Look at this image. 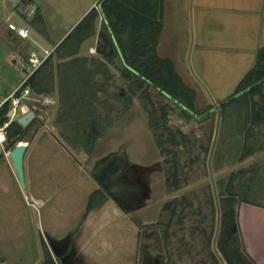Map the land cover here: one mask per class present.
Returning <instances> with one entry per match:
<instances>
[{"label":"rangeland","instance_id":"obj_1","mask_svg":"<svg viewBox=\"0 0 264 264\" xmlns=\"http://www.w3.org/2000/svg\"><path fill=\"white\" fill-rule=\"evenodd\" d=\"M98 1L0 0V100L23 82L29 71L24 69V65L28 63L30 51L39 53V46H56L86 11L93 6L99 7ZM175 11L172 9L171 15L179 19ZM37 17L44 21L42 25L32 23ZM9 22L27 25L30 36L16 37L8 29ZM165 22L163 18V28ZM182 25L181 21L174 19L167 31L162 32V28L157 52L171 59L168 54L173 50L172 61L178 64L177 71L184 76V69L180 65V47L184 37L170 33L180 31ZM102 31L99 18L95 34L83 43L80 55L97 54V45L103 40L105 44L106 37ZM169 36L173 43H170ZM103 52L98 56H103ZM108 66L112 73L108 94H100L102 99L110 103L109 111H106L107 125L101 128V135L90 152L69 145L63 136V120L67 115L58 109L57 91L45 96L35 95L32 91L24 105L20 106L17 116L24 114L25 107L27 111L37 114L36 119L27 125L29 128L22 141L29 143L32 149L47 135L53 143L51 149L71 157L84 173L92 170L104 176L107 187L112 190L113 199L129 209L130 231L125 251H129L131 257L136 256L145 245L152 253L161 250L189 252L187 256L181 255L179 264H188L189 258L193 264H213L212 255L221 259L216 249L221 192H234L235 183L241 200L237 204L238 214L240 203L252 202L264 206V127L254 126L247 137L246 130L250 123L245 102L248 97L239 96L222 105L230 96L215 98L197 82L186 83L197 93L195 105L191 109L195 112L193 114L153 87L148 88L149 98L145 96L142 87L137 90V95L132 96L131 101L125 103L123 99L129 90L121 74L122 65L115 60L114 63H108ZM96 78L103 80L101 75ZM84 102L85 110L99 113L97 110L101 106L97 103ZM162 108L167 110L166 125L178 141L175 146L165 141L167 133L162 127L158 131L162 132L161 140L164 142L159 146L151 126L153 109L159 113ZM85 110L80 113L85 115ZM77 113L74 111V118L65 122L71 123L69 127L72 125L74 132L77 131ZM174 165L178 167V186L175 188L170 184L169 188V182L173 181L170 173ZM238 182H241V186H238ZM74 184L69 188L73 190ZM173 199H177L179 205L176 216L170 217L162 208L165 202ZM160 219L164 222L168 219L173 221L168 227L170 238L166 245H159L156 241L165 226L159 227ZM155 228L157 231L153 234ZM150 235L152 238H149ZM241 237L239 234L236 236L240 248ZM117 248L115 246L113 252L120 251ZM132 261V258L126 260L128 264H132Z\"/></svg>","mask_w":264,"mask_h":264},{"label":"crops","instance_id":"obj_2","mask_svg":"<svg viewBox=\"0 0 264 264\" xmlns=\"http://www.w3.org/2000/svg\"><path fill=\"white\" fill-rule=\"evenodd\" d=\"M164 11L162 32L174 19L183 24L170 32L184 37L180 65L187 79L177 71L183 81L197 82L215 98L229 97L264 45V0H165ZM24 143L22 186L10 158L16 145L0 140V264H45L42 239L55 264H128L129 209L101 188L92 170L84 173L71 157L51 149L47 135L36 148ZM238 222L247 253L264 264V206L240 203ZM115 246L120 251L113 252Z\"/></svg>","mask_w":264,"mask_h":264},{"label":"trees","instance_id":"obj_3","mask_svg":"<svg viewBox=\"0 0 264 264\" xmlns=\"http://www.w3.org/2000/svg\"><path fill=\"white\" fill-rule=\"evenodd\" d=\"M98 6V8L93 6L80 19L56 44L54 51L43 65L23 84V87L29 86L35 95L45 96L57 91L58 109L60 113L67 115L63 120V136L68 143L82 145L78 148L88 152L100 137L101 128L107 125L106 111H109L110 103L107 99H102L100 94H108L109 78L112 77L108 63L118 60L122 65L121 74L129 90V94L123 99L125 103L131 101L132 96L137 95V90L142 87L145 96H150L148 88L153 87L193 114L195 112L191 109L195 105L197 95L196 90L188 86L178 74L172 59L162 57L157 52L159 35L163 28L164 0H99ZM99 18L103 27L101 33L105 35L110 50L104 53L100 50V45H97V54L80 55L83 43L95 34ZM32 23L42 25L44 21L37 17ZM101 52L103 56H98ZM97 75L103 76V80H98ZM243 95L248 97L245 105L250 123L246 130L249 137V132L254 126L264 127V45L258 50L253 67L239 81L229 97L233 98L229 101ZM116 98L121 99L118 96ZM84 101H93L101 106L100 111L97 110L99 113L93 114L90 109L85 110ZM227 102L223 101L222 105ZM83 110L86 112L85 115L80 113L84 112ZM74 111H78L75 118L77 128L75 132L72 125L69 127L71 123H65L66 120L74 118ZM104 111L106 114H103ZM9 112L10 101H6L0 107V125L9 121ZM166 113L167 110L164 108L159 113L153 109L150 123L159 146L164 142L161 140L162 132L158 131L160 127L167 133L165 141L175 146L178 141L166 125ZM35 115L37 117V114ZM28 128L23 127L17 120L9 123L6 134L11 140L10 147L23 140ZM172 170L170 174L173 181L169 182L168 186L171 187L172 184L176 188L178 167L174 165ZM240 172L242 173L243 170ZM238 186H241V182H238ZM97 195L98 192L90 197V204ZM239 196L235 183L234 192H221L217 245L227 264H257L246 252L242 237L241 248L236 239L238 234L241 236L237 210V204L241 201ZM41 245L43 262L55 264L44 239L41 240Z\"/></svg>","mask_w":264,"mask_h":264},{"label":"flooded vegetation","instance_id":"obj_4","mask_svg":"<svg viewBox=\"0 0 264 264\" xmlns=\"http://www.w3.org/2000/svg\"><path fill=\"white\" fill-rule=\"evenodd\" d=\"M103 42H104V40H103ZM103 42L100 43V50H103V49L110 50V46L108 45L106 38H105V44H103ZM96 52H97V50H96ZM93 175L95 176V179L99 183L101 188L104 189L108 194L111 195L112 190H109V188L107 187L105 180H104V176L101 175L100 173H96V172H94ZM178 205H179L178 200L173 199L169 202H165L162 209H163V211L168 212L169 216L172 217V216H176ZM162 221H163L162 219L159 220V222H158L159 227H161L163 225H165V226L162 228V231L159 230L162 232V234L157 236L156 241L159 245H161V243H163L162 245H166L168 243L169 238H170L168 236V227L171 226L173 221H172V219H168L167 222H164V221L162 222ZM219 227H220V223H219ZM219 227H218V233H219ZM156 228H158V226ZM156 228L153 230V232H152L153 234H155V232L157 231ZM218 233L216 236V249L218 250V253L220 254L221 259L216 258L214 255H212V257L214 258L213 264H227V262L225 261L224 255L221 253V251L219 250L218 245H217ZM149 238H152L151 235L149 236ZM162 248L164 249L166 247H162ZM182 254H185L187 256V255H189V252L179 253V252H174V251H162L161 250V252L155 251L154 253H152L146 249L145 245H143L142 249L138 252V254L134 257H131V258L133 260L132 264H179V258L181 257ZM188 262H189L188 264H193V262H192V260H190V258H189Z\"/></svg>","mask_w":264,"mask_h":264},{"label":"built area","instance_id":"obj_5","mask_svg":"<svg viewBox=\"0 0 264 264\" xmlns=\"http://www.w3.org/2000/svg\"><path fill=\"white\" fill-rule=\"evenodd\" d=\"M8 29L13 32L16 37L27 38L30 36V28L27 25H16L15 23L9 22ZM41 52L35 50L30 51L28 54V63L24 65V69L29 70L23 80V82L17 86L9 95L0 100V107L6 102L10 101V112L9 121L0 125V140L4 141L7 138L6 128L12 120H17L19 116L18 109L23 106L24 101L30 97L32 90L29 86L23 87L24 82L38 69L40 68L45 60L54 51V47L47 48L39 46ZM36 116V115H35Z\"/></svg>","mask_w":264,"mask_h":264},{"label":"water","instance_id":"obj_6","mask_svg":"<svg viewBox=\"0 0 264 264\" xmlns=\"http://www.w3.org/2000/svg\"><path fill=\"white\" fill-rule=\"evenodd\" d=\"M235 97V96H234ZM233 97L224 101L227 102ZM23 108V107H22ZM24 114L18 117L17 121L23 127H26L35 117V113L33 111H27V108H23ZM27 149V144L24 142H20L16 144V146L10 152V158L13 162L14 168L16 170L17 176L22 186H25V178H24V155Z\"/></svg>","mask_w":264,"mask_h":264}]
</instances>
